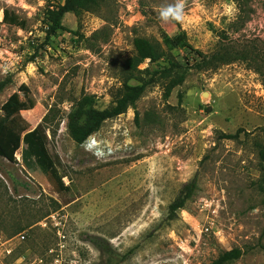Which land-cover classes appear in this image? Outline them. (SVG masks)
I'll list each match as a JSON object with an SVG mask.
<instances>
[{
  "label": "rangeland",
  "instance_id": "1",
  "mask_svg": "<svg viewBox=\"0 0 264 264\" xmlns=\"http://www.w3.org/2000/svg\"><path fill=\"white\" fill-rule=\"evenodd\" d=\"M64 1L0 0V82L10 80L0 107L15 92L24 98L25 84L35 106L22 115L32 128L53 110L49 149L70 188L57 193L35 160L24 159L25 145L16 162L0 157V250H12L4 263L211 264L241 247L231 264H264V0H183L182 23L158 18L176 0H103L67 13L66 29L47 40L45 10ZM6 9L26 29L2 23ZM139 37L184 66L199 60L194 50L211 54L227 42L256 59L190 68L182 82L174 72L160 77L135 108L77 144L67 124L80 103L106 109L124 82L139 83L126 68ZM194 176L195 194L169 218Z\"/></svg>",
  "mask_w": 264,
  "mask_h": 264
},
{
  "label": "trees",
  "instance_id": "2",
  "mask_svg": "<svg viewBox=\"0 0 264 264\" xmlns=\"http://www.w3.org/2000/svg\"><path fill=\"white\" fill-rule=\"evenodd\" d=\"M103 0H65L64 3L50 5L44 13L43 24L46 32V39L49 40L60 30H65L63 19L67 13L73 12L79 14L82 11H91L101 6ZM2 23L10 26H16L26 29L27 20L21 18L17 13L6 9L4 10ZM177 23V22H176ZM163 43L167 46L173 45L172 38L163 33ZM135 55L126 62V68L129 73V79H137L139 83L130 84L127 81L119 87L115 93L113 104L103 110L95 108L92 103L86 106L80 103L79 106L69 114L68 130L72 139L77 144L84 143L91 135L100 130L103 123L111 118L117 117L126 112L129 108H135L138 100L143 96L147 87L159 80L160 77H171L174 72V81L182 82L186 72L190 68L198 70H209L229 64L237 60L256 59V51L248 48L238 49L236 43L227 42L221 44L213 53L205 54L200 50H194L199 60L192 66L179 64L174 58L165 53L161 46L155 44L151 40L143 37L136 38L134 41ZM150 60L151 62H159L163 60L167 62L160 70L150 73L147 69H140L139 66ZM185 67L183 73L178 69ZM150 73L147 78L142 76ZM9 79L0 82V93L9 83ZM20 91L24 92V98L19 92H15L0 107V157L10 162H16V154L23 145L24 159L33 158L37 165L43 170L48 182L53 186L59 194L69 191L68 184L64 181V175L60 172L59 167L62 165L59 155H54L49 149V135L47 132V123L54 119L53 110L43 118L36 127L32 128L29 122L23 117L22 111L32 109L35 106L34 100L30 97L29 88L23 84ZM86 101L92 102V98H86ZM239 131L228 137H236ZM262 160L264 161V149L260 151ZM264 171V166H263ZM198 188V178L194 176L187 182L169 205V218L175 219L178 213L183 209L187 202L195 194ZM96 245L101 250L107 247L101 242L96 241ZM264 250V245H261ZM244 255L241 247H234L230 250H223L211 264H231L240 259ZM126 259V258H124Z\"/></svg>",
  "mask_w": 264,
  "mask_h": 264
},
{
  "label": "clouds",
  "instance_id": "3",
  "mask_svg": "<svg viewBox=\"0 0 264 264\" xmlns=\"http://www.w3.org/2000/svg\"><path fill=\"white\" fill-rule=\"evenodd\" d=\"M158 18L165 23L169 21L182 23L184 19L183 0H176L174 4L161 8L158 13Z\"/></svg>",
  "mask_w": 264,
  "mask_h": 264
},
{
  "label": "built area",
  "instance_id": "4",
  "mask_svg": "<svg viewBox=\"0 0 264 264\" xmlns=\"http://www.w3.org/2000/svg\"><path fill=\"white\" fill-rule=\"evenodd\" d=\"M11 251H12L11 249H6L5 251L0 250V264H5L1 257H6V254H10Z\"/></svg>",
  "mask_w": 264,
  "mask_h": 264
}]
</instances>
